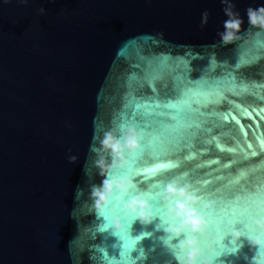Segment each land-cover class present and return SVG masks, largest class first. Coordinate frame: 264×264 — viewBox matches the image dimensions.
<instances>
[{
	"label": "water",
	"instance_id": "1",
	"mask_svg": "<svg viewBox=\"0 0 264 264\" xmlns=\"http://www.w3.org/2000/svg\"><path fill=\"white\" fill-rule=\"evenodd\" d=\"M257 41L264 0H0V264H122L123 241L95 218L92 194L126 163L105 141L111 134L124 144L119 125L152 89L163 96L190 87L189 102L203 113L192 138L162 158L179 162L173 172L225 195L264 181ZM196 76L223 83L195 95ZM159 224L132 226L133 237L150 233L133 253L143 250L140 264H178ZM240 240L219 264H264L258 247ZM224 243L232 246L231 235Z\"/></svg>",
	"mask_w": 264,
	"mask_h": 264
},
{
	"label": "snow or ice",
	"instance_id": "2",
	"mask_svg": "<svg viewBox=\"0 0 264 264\" xmlns=\"http://www.w3.org/2000/svg\"><path fill=\"white\" fill-rule=\"evenodd\" d=\"M256 43L264 48V41H257ZM231 79L234 80L235 77H231ZM222 83L223 81L202 82L201 78L196 76L193 78V85L197 89L195 95H209L213 88L218 89ZM152 92V98L147 103L144 101L134 102L132 111L119 125L118 139L122 142L126 141L124 135L126 129L135 128L137 130L139 148L125 150V165L113 167L100 182V186H102L105 179L113 181L126 179L130 182L129 186L124 191L116 189L109 198V203L104 206V211H97L95 218L97 220L102 218L103 229L105 231L112 229L113 234L123 241L121 245L123 251L119 253L122 257V264H140V260L144 256L143 250H139L138 256H134L133 253L138 250L136 248L137 242L150 233L144 232L136 237L131 235L132 226L136 221L145 223L137 214L127 210L124 207L125 203L130 202L134 197H143L151 205L152 222L159 218L158 227L165 229L171 223L180 221L179 217H175L172 221L169 220V210L179 198L165 203L164 190L170 183L177 180H183L185 184L193 183L196 185V189L192 193L199 197V203L195 207L208 220L206 231L195 234L199 240V247L204 252V255L199 258L198 264H204L206 259H211L213 264H219L224 255L236 253L242 247L241 240L236 239L233 235L238 225L241 226L239 231L243 234L242 237H247L248 241L250 238L264 235L259 229L251 227L256 219L264 218V209L260 207L261 203H264V181L258 182L252 187L245 186L238 189L239 194L230 191L225 195L218 190H213V192L201 191L199 181H189L187 173L173 172V169L179 168V162L171 159L163 162L162 158L173 155L175 151L187 143L189 138H192L193 130L199 127L198 118L203 116V113L192 108L189 100L194 93L190 87H185L182 90L174 88L173 93L163 96H157L154 89ZM224 119L227 120V116ZM237 123L239 122L237 121ZM241 131H243V125H241ZM244 135L247 137L246 132ZM261 145L264 147V142H261ZM247 147L251 149L253 146L248 143ZM252 154L255 155V152ZM146 158L157 162L148 166ZM228 166L225 165V167ZM137 177L140 179H136ZM212 198L218 199V207H207L209 199ZM114 216L121 217L125 225L124 231L115 232L111 223ZM212 234L216 236L215 241L208 238ZM189 235L192 233L185 232L183 236L177 239H183ZM229 235H231V247L224 243L225 238ZM169 239L173 238L167 235L165 243ZM170 250H172L175 258L179 255L178 247ZM257 251L261 257H264V247H258Z\"/></svg>",
	"mask_w": 264,
	"mask_h": 264
},
{
	"label": "clouds",
	"instance_id": "3",
	"mask_svg": "<svg viewBox=\"0 0 264 264\" xmlns=\"http://www.w3.org/2000/svg\"><path fill=\"white\" fill-rule=\"evenodd\" d=\"M249 15L251 19L253 16L251 10L249 11ZM226 26L234 28L237 27V23L228 22ZM224 39L227 42L231 39V36H225ZM105 143L114 150L120 161L125 160L123 154L125 150H136L140 146L139 138L134 128L128 129L126 141L123 145L119 141H114V137L111 134ZM75 159V157H72L73 162ZM129 183L126 179L106 181L103 190H94L92 195L96 201V209L103 212L104 205L109 202V198L115 190L119 189L120 191H124L129 186ZM174 199H176V202L169 211V218L174 219L175 217H179L180 222L171 223L164 231L173 239L183 236L185 232H191L192 235L179 239L178 244H174L173 239H169L166 243L164 242L165 246L170 249L179 248V255L176 257L178 264H198L199 258L204 255V252L199 247V240L195 234L206 231L208 220L195 207L199 203V197L194 195L188 186H180L178 181L170 183L166 189L165 200L170 202ZM124 207L130 212L137 214L145 224L152 222L153 214L150 211L151 205L143 197H134L130 202L125 203ZM207 207H210V205H207ZM260 207L264 209V203H261ZM112 227L117 233L125 229V225L119 217L113 219ZM251 227L257 228L261 233H264V218L256 219ZM233 235L238 240L243 236L238 230L234 231ZM249 242L253 247H264V235L250 238ZM204 264H208V261L205 260Z\"/></svg>",
	"mask_w": 264,
	"mask_h": 264
}]
</instances>
